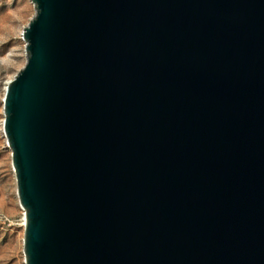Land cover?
<instances>
[{"label":"water","instance_id":"95a60500","mask_svg":"<svg viewBox=\"0 0 264 264\" xmlns=\"http://www.w3.org/2000/svg\"><path fill=\"white\" fill-rule=\"evenodd\" d=\"M31 1L24 264H264V0Z\"/></svg>","mask_w":264,"mask_h":264},{"label":"rangeland","instance_id":"374dc122","mask_svg":"<svg viewBox=\"0 0 264 264\" xmlns=\"http://www.w3.org/2000/svg\"><path fill=\"white\" fill-rule=\"evenodd\" d=\"M34 14L31 0H0V264H24V209L17 197L11 151L2 130V98L7 82L26 62L21 32Z\"/></svg>","mask_w":264,"mask_h":264},{"label":"bare ground","instance_id":"6f19581e","mask_svg":"<svg viewBox=\"0 0 264 264\" xmlns=\"http://www.w3.org/2000/svg\"><path fill=\"white\" fill-rule=\"evenodd\" d=\"M24 27H25V26H24ZM24 27H23V28H24ZM22 30H23V29H22ZM24 42H25V41H24ZM5 87H6V86H5ZM4 91H5V90H4ZM3 118H4V116H3ZM2 128H3V123H2ZM2 130H3V129H2ZM3 134H4V132H3ZM4 136H5V135H4Z\"/></svg>","mask_w":264,"mask_h":264}]
</instances>
